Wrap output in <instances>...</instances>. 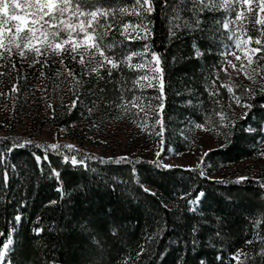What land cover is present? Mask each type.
Returning a JSON list of instances; mask_svg holds the SVG:
<instances>
[{"label":"snow or ice","instance_id":"6c2138e0","mask_svg":"<svg viewBox=\"0 0 264 264\" xmlns=\"http://www.w3.org/2000/svg\"><path fill=\"white\" fill-rule=\"evenodd\" d=\"M157 15L165 27L164 52L154 47ZM182 36L189 37L184 45L187 53L175 46ZM253 43L255 46H251ZM173 46L175 52L171 51ZM209 56L213 59L211 64H208ZM17 60L19 69L14 63ZM0 61H3L0 68L4 69L0 76L9 70L16 73L15 82L7 91L0 90V98L7 104L19 105L21 99L27 102L28 96L35 97L38 90L41 95L35 97L36 102L44 104L46 113L55 118V101L63 84L61 91L68 97V103L60 105L64 108L61 115L70 116L74 110L82 116L86 113L87 117L95 118L89 120L94 128L117 117L122 121L127 117L133 122L139 119L136 134L141 138L143 133L149 134L148 151L152 158L147 163L153 171L162 178L177 168L188 173L182 193H174L173 198L166 200L151 184L142 182L138 166L144 161L140 155L125 152L97 156L81 151L72 143L52 140L51 136L49 142L43 143L29 137L0 138V197L9 205L11 200L6 193L13 180H18L17 187L21 188L32 183L33 177L37 181L55 178L56 184L61 185L56 191L63 199L61 166L82 170L85 175L90 172L98 181L107 175L99 165L130 166L128 181L118 179L119 172L104 180V187L115 185L120 189L123 203L101 209L103 219L98 229L89 227L96 221H88L81 225L80 235L69 238L70 244L79 241L78 264H157L168 255V246H162L160 238L168 231L175 234L177 229L185 235H177L170 241V245H181V255L172 264H232L233 261L264 264L260 220L253 217L252 238L244 241V247L229 252L226 261L221 254L226 248L222 233L216 231L202 244L197 235L208 220L203 213L200 219L193 218L199 211L193 206L206 198L196 181L211 179L203 162L213 145L224 148L237 133H241L237 138L242 140L255 141L259 137V150L255 144L253 148L255 155L264 157V104L256 105L257 97L264 99V0H0ZM198 61L204 64L193 71L191 79L194 83L199 81L202 91L183 79L173 91V95L181 98L182 106L195 113L183 122L188 135L184 128L179 129L181 143L188 148L187 155L195 159L176 164L166 160L165 155L186 153L171 147L178 129L170 127L173 118L166 115L169 90L173 88L167 73L177 63H193L195 69ZM53 67L52 75L46 76V70ZM27 70L39 71L40 84L31 90L27 87ZM234 77L245 83L237 82ZM48 79L54 84L51 89L45 84ZM252 111L261 113L257 127H241ZM2 123L10 127L7 120ZM71 126H77V121H72ZM193 129L195 135H191ZM197 143L202 145L199 155L192 151ZM19 150L27 154L31 168L28 161L19 159ZM89 161H95L97 167ZM248 179L238 175L234 183L239 185ZM217 183L226 181L219 179ZM255 183L258 185L255 198L264 204V175L257 177ZM181 202L184 211L193 216L180 214ZM23 203L21 200L17 207ZM47 203L55 206L58 201L49 199ZM163 210L171 216V222L161 215ZM10 215L12 223L0 232V264H54L40 257L30 260L25 256L19 262L10 259V250L15 248L19 235L15 225L22 223L23 213L14 207ZM215 219L219 227L222 218ZM133 220H143V226L135 225L140 235L134 246L129 244V225L125 223ZM56 227L47 230L55 231ZM32 231L39 234L45 229L37 226ZM204 248L214 250L211 260L202 251Z\"/></svg>","mask_w":264,"mask_h":264},{"label":"trees","instance_id":"16d2710c","mask_svg":"<svg viewBox=\"0 0 264 264\" xmlns=\"http://www.w3.org/2000/svg\"><path fill=\"white\" fill-rule=\"evenodd\" d=\"M154 27L156 29V35L154 47L164 52V37L165 27L157 15L154 17ZM183 41V44L181 43ZM181 40L175 42V46H180L184 49V45L188 44L189 37L182 36ZM207 43V41H205ZM173 46L171 51L175 52L176 47ZM137 47H139L137 45ZM133 50H136L135 48ZM185 53H187V50ZM213 55H216L215 50ZM3 61H0L2 64ZM19 69V61H14ZM213 63L212 56H209L208 64ZM204 64V61L195 62V69L193 63H177L174 67H170L167 73L173 88L169 90L167 99V116H171L172 123L170 127L179 130L181 124L186 121L188 117L195 116L193 110L189 107L182 106L181 98L173 95V91L179 87L181 79L187 84L193 85L197 89L201 90L199 81L195 83L191 79L193 71H198L200 66ZM78 70V67H77ZM0 71H4L0 68ZM55 71L53 67L51 71L46 70V76H51L52 72ZM29 79L27 81V87L31 90L35 85L40 84L39 71L27 70ZM187 73V76H185ZM131 75V73H129ZM16 73L8 71L6 74L0 76V90L7 91V88L11 86L12 82H15ZM47 89L54 87L53 81L48 79L45 81ZM64 85L61 84L58 91H60V97H57L56 103L57 114L55 118L46 113L45 107L42 103H37L35 97H39L41 94L37 90L35 97L29 95L27 102L23 99L20 100V104L12 106L0 98V128L7 129V133L0 135V138L8 136L15 138L33 137L26 136L25 133H18V126L23 125L26 122L35 126L43 125L47 121H50L57 128H63L72 132V137L80 138L83 137L82 131L85 128L87 121L93 117H87V114H83L80 111L74 110V113L70 116L61 115L64 108L61 104H65L68 101V97L63 95ZM187 98V97H185ZM225 99L227 94L225 93ZM29 101H35L36 107L30 106ZM259 104H264V99L259 97L256 98L257 107ZM34 105V103L32 104ZM32 107V108H31ZM49 115V116H48ZM261 113L252 111L242 122L241 127H246L248 123H252L254 128L257 127V121ZM78 118H80L78 120ZM7 120L10 127H5L2 123ZM76 120L77 126L72 127L71 122ZM82 134V135H81ZM241 133H237L236 137L233 138L232 143L226 145L224 148H217L209 153L208 159H210L218 170L220 164H231L245 160V158H253L255 151L253 145L258 148V138L255 141L251 139H239ZM247 136V134H243ZM173 145L180 149V143L176 140L178 137L173 136ZM35 142H38L34 139ZM83 142H80L82 144ZM83 152L90 153L85 148L76 147ZM21 155L19 159L28 161V167H32L31 161L28 160L27 154L24 150H19ZM140 164L139 173L142 182L145 184H151L155 188L158 194L164 197L166 200L173 198L174 193H182L186 186L188 173L181 168H177L167 174L166 177L162 178L153 171L152 166L147 163V160ZM56 163L54 159V164ZM93 167H97L95 161H89ZM102 171H106L107 175L102 180H97V177L92 174H82V170L72 169L68 167L64 169L61 166L64 196L61 199L57 193L56 188L61 185H57L55 178L36 180L33 177V182L27 184L25 187L18 188V180H13L10 185V190L6 193L8 200H11V204L7 203V200L0 197V232H3L10 223H12L11 213L14 207L18 211L23 213L22 223L15 225L16 231L19 235L16 237V246L11 249L10 259L14 261H21L23 257H28L30 260L40 257L42 259H48L54 262V264H78L80 259L79 252L76 250L79 244L77 240L75 243L70 244L69 238L72 236L80 235V227L83 224H87L88 221H96L95 224L89 225L90 228H99V224L102 221L101 209L107 206L117 204L118 202L123 203L122 193L119 188L115 185L104 187V180L114 175L116 172L120 173L118 179L122 181H128V169L130 166L127 165H110L98 166ZM46 174V173H45ZM36 175H40L39 172ZM264 175V174H263ZM181 177L184 179L182 180ZM91 180V183L89 182ZM226 183L220 184L215 180L211 179H198L196 185L198 189H203L206 193V198L203 199L199 211L195 213L194 219H200V214L203 213L204 218L208 220V224L203 226L202 231L197 235V239L203 244L208 237L213 236L216 231H220L224 237L226 248L221 253L225 256L226 261L228 253L235 251L236 248L244 247V241L252 238L251 232V221L253 217L260 220V234L264 235V204L255 198L258 185L252 179H248L245 183L239 185L235 184V180H225ZM83 187H78V186ZM122 186V185H121ZM49 199L57 200L58 204L55 206L48 205ZM155 199V198H150ZM23 200L24 203L17 207L19 202ZM153 206H156L155 204ZM6 209V210H5ZM178 211L181 215L193 216L191 213L184 211L183 202ZM161 215L171 222V216L167 214L166 210L161 212ZM222 218V223L219 227L216 224V217ZM39 217V219H37ZM128 223V232L130 234L129 244L134 246L136 238L140 235V229L135 227L136 223L143 226V220L140 221H125ZM56 225L55 231H49ZM41 227L45 229L42 233H34L32 229L34 227ZM177 235L183 237L185 232L181 229H177L176 233L173 234L168 231L166 235L162 236L161 245L168 246L166 257H161L163 264H172L175 258L181 255L179 248L181 245L171 244V240H175ZM219 243L218 241H213ZM211 260L214 256V250L211 248L202 249ZM158 261L157 264H161ZM232 264H236L235 261Z\"/></svg>","mask_w":264,"mask_h":264},{"label":"rangeland","instance_id":"374dc122","mask_svg":"<svg viewBox=\"0 0 264 264\" xmlns=\"http://www.w3.org/2000/svg\"><path fill=\"white\" fill-rule=\"evenodd\" d=\"M256 27L259 28L260 26L257 25ZM251 46H255V44L253 43V45ZM132 62L133 63L136 62L135 57L132 58ZM234 79L239 83H245V81L241 80L240 77H234ZM33 103L34 105H32ZM67 103L68 101L65 104ZM36 104L37 103L35 101H29L30 106L36 107ZM56 105H59V103H56ZM93 119L95 118H91V120ZM186 119L188 120L189 117ZM139 123H140L139 119L133 122L131 117H127L123 121L120 120L119 117H117L115 120H112L110 122L105 121L100 128H94V127H90L89 121H87L86 124H84L85 128H83L82 131L83 135L81 134L83 136L81 137L82 139L72 137V132L66 129H64L65 131L62 133L61 129L63 128H57L50 121H47L41 126L39 125L35 126L33 124H30L29 122H26L25 124L18 126L17 132L20 134L25 133L26 136H30L31 134V137H33L35 140H37L40 143L49 142V136H51L52 140L63 143H72L76 147H82L92 153H95V155L97 156L108 155L113 153L122 154L125 152H129V153H133L134 155H140L143 157V160L148 161L152 158L151 153L148 151V148L151 147L150 137L147 132L143 133V138L137 136L136 126ZM249 125H251L254 128L252 123H248L246 127ZM182 128H184L185 134L188 135L184 123L181 124V127L179 129ZM7 130L8 128L7 129L0 128V135L3 133H7L8 132ZM195 134L196 132L193 129L191 135H195ZM176 136L178 137V139L176 140L180 143V149L173 145L174 137H172L171 147L174 150H179L181 152L186 153V155L177 156L174 154V152H172V153H167L165 155V159L171 160L176 164H182L187 162L189 159H195V156L190 157L189 155H187L188 148L187 146L181 143L179 130L177 131L175 137ZM213 138L215 139V137ZM80 142L83 143L80 144ZM257 143H260L259 138ZM201 147L202 145L197 143L192 148L193 153L199 155V150L201 149ZM217 148L218 147L213 145L212 151L217 150ZM257 150H259V144ZM262 161H264V157H259L254 154L253 158L251 159L245 158V160L241 162L231 163V164H220L218 170L215 171H214L215 167L212 161L208 159V156L203 163L206 170L208 171V176L211 177V180L217 181L219 179H223V180L232 181L235 180L236 176L238 175H245L249 177V179L255 181L257 177L264 174V162ZM200 205L201 203L193 207H198L199 209Z\"/></svg>","mask_w":264,"mask_h":264}]
</instances>
